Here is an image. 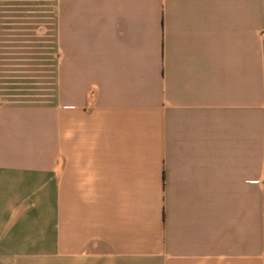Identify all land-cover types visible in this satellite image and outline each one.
Instances as JSON below:
<instances>
[{
    "label": "crops",
    "instance_id": "obj_1",
    "mask_svg": "<svg viewBox=\"0 0 264 264\" xmlns=\"http://www.w3.org/2000/svg\"><path fill=\"white\" fill-rule=\"evenodd\" d=\"M0 264H264V0H0Z\"/></svg>",
    "mask_w": 264,
    "mask_h": 264
}]
</instances>
